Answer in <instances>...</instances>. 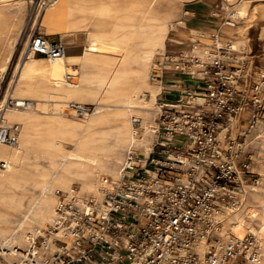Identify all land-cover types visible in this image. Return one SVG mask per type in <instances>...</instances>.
Wrapping results in <instances>:
<instances>
[{
    "label": "bare ground",
    "instance_id": "obj_1",
    "mask_svg": "<svg viewBox=\"0 0 264 264\" xmlns=\"http://www.w3.org/2000/svg\"><path fill=\"white\" fill-rule=\"evenodd\" d=\"M36 3L0 0V81L14 59L27 8ZM185 4V0H40L44 11L34 26L47 36L85 35L87 45L76 58L66 54L50 59L24 51L10 91L0 102V125L17 136L13 145L0 142V162L5 163L0 167V264L3 259L26 264L31 258L39 264L45 255L51 256L59 249L61 234L49 236L46 231L56 219L60 195L92 199L104 207L105 189L120 179L125 152L146 155L152 150L161 91V85L150 80L154 60L170 42L185 46V54L201 63L210 59L213 41L205 33L198 37L191 29L186 41L171 36L188 29ZM221 5L227 19L221 34L213 35L229 41L234 54L239 53L247 34L236 36L231 27L235 20L248 17V0H222ZM261 35L264 38V26ZM69 75L76 83L68 81ZM195 77L203 76L198 72ZM203 101L199 96L197 102ZM66 108L74 112L66 113ZM133 117L141 121L139 135H134ZM237 120L231 122L234 129ZM248 141L258 148L251 169L261 177L256 185L243 184L237 209L217 215L222 224L217 235L220 239L228 234L253 235L264 264L263 122L250 130ZM40 237H46L47 246L35 244ZM208 247L202 239L194 250L203 257Z\"/></svg>",
    "mask_w": 264,
    "mask_h": 264
},
{
    "label": "built area",
    "instance_id": "obj_2",
    "mask_svg": "<svg viewBox=\"0 0 264 264\" xmlns=\"http://www.w3.org/2000/svg\"><path fill=\"white\" fill-rule=\"evenodd\" d=\"M212 41L205 63L172 49L179 44L171 42L154 60L150 80L162 83L170 74L169 83L180 90L174 99L165 88L158 95L153 149L148 156L128 152L120 179L105 189L104 207L60 195L56 219L46 231L61 234L59 249L39 264H261L253 235L218 237L217 215L237 209L243 184L260 180L251 169L258 148L248 134L264 123V75L246 94L239 88L246 84L245 64L229 41L218 35ZM30 49L50 59L67 53L60 37L43 34L33 36ZM198 72L202 78L195 77ZM67 79L76 83L75 76ZM192 79L197 80L194 89ZM234 119L239 128L231 125ZM132 123L139 135L140 119L133 117ZM223 126L227 130L221 137ZM179 137L182 144L171 143ZM0 142L15 144L16 131L0 125ZM45 238L35 244L47 246ZM202 239L209 245L203 257L194 250ZM25 262L37 264L35 258Z\"/></svg>",
    "mask_w": 264,
    "mask_h": 264
},
{
    "label": "rangeland",
    "instance_id": "obj_3",
    "mask_svg": "<svg viewBox=\"0 0 264 264\" xmlns=\"http://www.w3.org/2000/svg\"><path fill=\"white\" fill-rule=\"evenodd\" d=\"M9 1L10 3H13V2L15 3V0H9ZM185 1H186V4L184 5L183 8H184L185 13L188 12L189 14V16L187 17L185 16V17L190 20L188 21V25L190 27L203 26V27H206L208 31H210L212 29V25L215 24L218 26L213 31L215 32L219 28V26H222L225 23L227 19V15L223 12V6L221 5L222 0H185ZM39 3H40V0H37L36 4H32V5L29 4L27 8L26 15H25V26H24L21 38L19 40L18 46L15 50L14 59L12 61L9 71L3 75L0 81V85H1L0 102H3L6 96L8 95L12 81L15 79L16 65L21 62V59L24 56L23 55L24 51L27 52L30 50L33 36L37 34L44 35L43 31L40 30V27L38 25L34 26L35 21L40 20L41 15L44 11V6L42 5L39 6ZM248 4H249L247 6L248 17L245 19L235 20L234 21L235 25L231 27L234 33L238 34V33H243V31L244 32L246 31V34H247L246 46L241 52L236 53V55L238 56L237 57L238 60L240 62L243 61V63L245 64L244 77L246 79V84L244 86H240L239 88L244 90L246 94L249 93L251 83L255 81L258 82L260 77L264 75V69H263L264 68V38L261 35V28L264 26V0H248ZM4 12L5 14L9 13L8 10ZM215 14L216 16H214ZM190 30L191 29H187L185 31L188 32ZM203 33L201 32L200 36L198 35L197 36L201 37ZM83 36L86 39V36L85 35ZM83 36L78 37L76 43L73 46H68L66 44L67 50H68L67 53H70V51L77 53V54L82 52L85 46V40ZM171 36L179 38L178 35H176L175 33H172ZM56 37H59V36L49 35V38L51 39L56 38ZM209 37L212 39L211 36ZM177 47L179 46H171V48L174 50H176ZM168 48H169V43H168ZM171 77L172 76L170 74L166 75L167 79ZM147 98L148 97H146V99ZM169 98L174 99L175 97L174 95H169ZM65 112L73 113L74 111L66 108ZM239 127L240 125H238V128ZM182 139H183L182 137H179L177 140H172L171 142H177V143L182 144ZM76 186L77 185H75V188ZM38 243H39V240H38ZM2 263L10 264L9 261H7L6 259H3Z\"/></svg>",
    "mask_w": 264,
    "mask_h": 264
},
{
    "label": "crops",
    "instance_id": "obj_4",
    "mask_svg": "<svg viewBox=\"0 0 264 264\" xmlns=\"http://www.w3.org/2000/svg\"><path fill=\"white\" fill-rule=\"evenodd\" d=\"M185 21H186V23H187V28L188 29H193V30H195L196 32H197V34L196 35H198V36H200V33L202 32H204L207 36H208V38L210 39V40H212L209 36H211V35H213V34H221L220 32H221V26H219V28L215 31V32H213L218 26L217 25H215V24H213L212 25V29L210 30V31H208V29H206V27H203V26H199V27H190L189 25H188V21H190L188 18H186L185 17V19H184ZM182 30V29H181ZM173 33H175L176 35H178V39H181L182 41H186L189 37H190V33L189 32H187V31H185L184 33L183 32H181V31H174ZM50 35H60V34H50ZM72 35V36H71ZM235 35L237 36L238 34L237 33H235ZM49 36V35H48ZM61 36V35H60ZM65 36V37H64ZM70 36V37H69ZM80 36H83V35H77V34H75V33H65L63 36H61L62 38H63V40L65 41V43L68 45V46H73L75 43H76V41H77V38L78 37H80ZM84 37V36H83ZM176 38V37H175ZM84 40H85V46L87 45V41H86V39H85V37H84ZM246 44H247V41H246V43H245V45L243 46V49H244V47L246 46ZM85 46H84V48H85ZM84 48H83V50H84ZM242 49V50H243ZM83 50H82V52H83ZM179 50H187L186 48H185V46H180V47H177V49H176V51H179ZM68 51V50H67ZM82 52L81 53H79V54H77V53H74V52H72V51H70V53H67V57H71V58H76V57H80L81 56V54H82ZM243 53V52H242ZM38 57H42V56H38ZM170 80H171V78H168V79H166L162 84H160V83H156V84H159V85H161V91H160V93L162 92V90L165 88V90L168 92V93H171V95H174V97H176V92L175 91H178V90H180V87H178V86H173L172 84H170L169 82H170ZM197 82V80H194V79H192V83H191V87L194 89L195 88V86H196V83ZM196 83V84H195ZM159 93V94H160ZM146 97H148L149 98V96H145L144 98H146ZM158 99V98H157ZM157 101V100H156ZM165 141H169V139H165ZM174 143H176V144H181V143H177V142H174ZM153 145H154V140H153ZM153 145H152V149H153ZM127 152L128 151H126L125 152V155H124V157L126 158V155H127ZM150 153V152H149ZM149 153L148 154H146L145 156H148L149 155ZM125 158H124V160H125Z\"/></svg>",
    "mask_w": 264,
    "mask_h": 264
},
{
    "label": "trees",
    "instance_id": "obj_5",
    "mask_svg": "<svg viewBox=\"0 0 264 264\" xmlns=\"http://www.w3.org/2000/svg\"><path fill=\"white\" fill-rule=\"evenodd\" d=\"M38 56H42V55H38Z\"/></svg>",
    "mask_w": 264,
    "mask_h": 264
}]
</instances>
